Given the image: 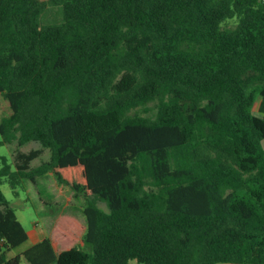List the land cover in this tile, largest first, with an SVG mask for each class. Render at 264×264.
Masks as SVG:
<instances>
[{"label": "trees", "instance_id": "trees-1", "mask_svg": "<svg viewBox=\"0 0 264 264\" xmlns=\"http://www.w3.org/2000/svg\"><path fill=\"white\" fill-rule=\"evenodd\" d=\"M0 96V186L51 172L87 203L85 249L11 258L0 193V264H264V0H0Z\"/></svg>", "mask_w": 264, "mask_h": 264}, {"label": "rangeland", "instance_id": "rangeland-1", "mask_svg": "<svg viewBox=\"0 0 264 264\" xmlns=\"http://www.w3.org/2000/svg\"><path fill=\"white\" fill-rule=\"evenodd\" d=\"M56 12V9L50 11L47 19H54ZM233 25L234 21L228 22V26L232 27ZM259 103L258 98L256 106ZM157 111V103H151L137 109L130 115L155 119ZM10 114L11 110L8 103L0 96V121ZM17 149L18 144L16 142L12 145L0 147V159L5 157L11 162L12 155ZM38 149H41V146L32 142L20 148L25 153ZM51 156V151L44 149L42 156L32 163V168H37L42 163L48 162ZM1 168L0 161V170ZM145 189L156 191L149 182H147ZM0 193L11 203L20 223L29 235V241L11 251L9 257L20 255L34 246L36 242H39L42 236H52L53 238L56 236L63 245L62 250L73 247L85 249L83 236L86 230V220L83 210L87 205L86 199L82 195H76L69 187L60 185L53 173L49 172L38 178L36 185L29 180H24L22 186L18 189V195H15L8 182H4L0 186ZM98 206L108 212L105 204H99ZM21 264L29 263L22 258Z\"/></svg>", "mask_w": 264, "mask_h": 264}, {"label": "crops", "instance_id": "crops-1", "mask_svg": "<svg viewBox=\"0 0 264 264\" xmlns=\"http://www.w3.org/2000/svg\"><path fill=\"white\" fill-rule=\"evenodd\" d=\"M258 106H259V104L257 105V106H255V109H254V111H255V113H257V110H258ZM45 238H50L51 239V241H52V244H53V247H54V250H55V252L56 253H60L61 251H62V243H61V241H59L58 240V238L55 236L54 238L52 237V236H50V237H44V236H42L41 238H40V240H39V242H41L43 239H45ZM29 241V240H28ZM39 242H36V244L37 243H39ZM35 245V244H34ZM23 253V252H22Z\"/></svg>", "mask_w": 264, "mask_h": 264}]
</instances>
